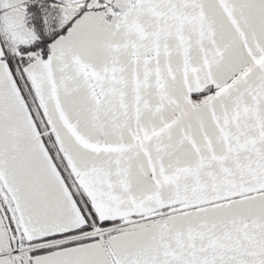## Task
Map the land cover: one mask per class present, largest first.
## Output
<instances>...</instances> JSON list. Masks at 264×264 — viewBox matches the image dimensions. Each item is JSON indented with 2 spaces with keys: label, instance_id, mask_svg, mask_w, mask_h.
<instances>
[{
  "label": "snow or ice",
  "instance_id": "1",
  "mask_svg": "<svg viewBox=\"0 0 264 264\" xmlns=\"http://www.w3.org/2000/svg\"><path fill=\"white\" fill-rule=\"evenodd\" d=\"M0 264H264V0H0Z\"/></svg>",
  "mask_w": 264,
  "mask_h": 264
}]
</instances>
